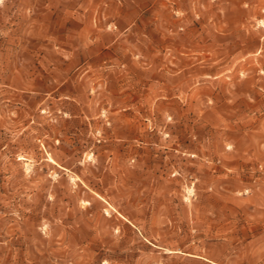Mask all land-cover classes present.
I'll list each match as a JSON object with an SVG mask.
<instances>
[{
	"label": "rangeland",
	"instance_id": "1",
	"mask_svg": "<svg viewBox=\"0 0 264 264\" xmlns=\"http://www.w3.org/2000/svg\"><path fill=\"white\" fill-rule=\"evenodd\" d=\"M222 258L264 264V0H0V264Z\"/></svg>",
	"mask_w": 264,
	"mask_h": 264
},
{
	"label": "crops",
	"instance_id": "2",
	"mask_svg": "<svg viewBox=\"0 0 264 264\" xmlns=\"http://www.w3.org/2000/svg\"><path fill=\"white\" fill-rule=\"evenodd\" d=\"M114 35V39L115 40H118V39H121L119 38V34H113ZM120 42V41H119ZM115 42H111V46L113 47V50H116V49H125V47H121L120 45H117V44H113ZM206 261H208L209 263L211 264H228L224 258H222L221 260H214V259H205Z\"/></svg>",
	"mask_w": 264,
	"mask_h": 264
}]
</instances>
